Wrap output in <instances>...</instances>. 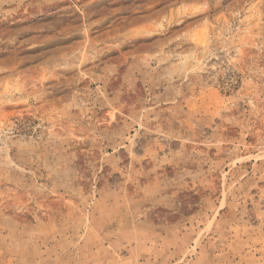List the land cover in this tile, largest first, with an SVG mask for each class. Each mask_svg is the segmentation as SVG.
Returning a JSON list of instances; mask_svg holds the SVG:
<instances>
[{"label":"rangeland","instance_id":"rangeland-1","mask_svg":"<svg viewBox=\"0 0 264 264\" xmlns=\"http://www.w3.org/2000/svg\"><path fill=\"white\" fill-rule=\"evenodd\" d=\"M0 264H264V0H0Z\"/></svg>","mask_w":264,"mask_h":264}]
</instances>
